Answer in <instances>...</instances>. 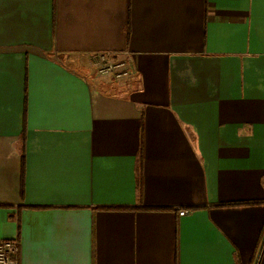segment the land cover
<instances>
[{"label": "crops", "instance_id": "1", "mask_svg": "<svg viewBox=\"0 0 264 264\" xmlns=\"http://www.w3.org/2000/svg\"><path fill=\"white\" fill-rule=\"evenodd\" d=\"M16 238L19 264H264V0H0Z\"/></svg>", "mask_w": 264, "mask_h": 264}, {"label": "built area", "instance_id": "2", "mask_svg": "<svg viewBox=\"0 0 264 264\" xmlns=\"http://www.w3.org/2000/svg\"><path fill=\"white\" fill-rule=\"evenodd\" d=\"M96 73L101 77H111L116 81L124 80L132 74L131 64L127 59H120L119 56L111 53L99 54L94 59ZM180 216L187 214L181 210ZM19 240L0 239V264H19Z\"/></svg>", "mask_w": 264, "mask_h": 264}, {"label": "rangeland", "instance_id": "3", "mask_svg": "<svg viewBox=\"0 0 264 264\" xmlns=\"http://www.w3.org/2000/svg\"><path fill=\"white\" fill-rule=\"evenodd\" d=\"M120 59L122 60V59H126L124 56H120Z\"/></svg>", "mask_w": 264, "mask_h": 264}, {"label": "trees", "instance_id": "4", "mask_svg": "<svg viewBox=\"0 0 264 264\" xmlns=\"http://www.w3.org/2000/svg\"><path fill=\"white\" fill-rule=\"evenodd\" d=\"M23 170H24V165H23ZM23 173H24V171H23Z\"/></svg>", "mask_w": 264, "mask_h": 264}]
</instances>
